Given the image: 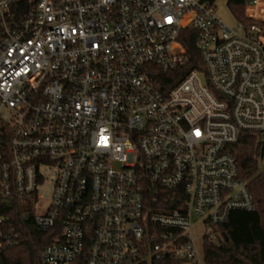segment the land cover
Here are the masks:
<instances>
[{
	"label": "built area",
	"instance_id": "obj_1",
	"mask_svg": "<svg viewBox=\"0 0 264 264\" xmlns=\"http://www.w3.org/2000/svg\"><path fill=\"white\" fill-rule=\"evenodd\" d=\"M242 1L264 21V0ZM217 2L0 0V250L16 201L62 225L43 264H201L195 226L217 241L255 209L231 146L264 142V29ZM187 28L203 69L183 70Z\"/></svg>",
	"mask_w": 264,
	"mask_h": 264
},
{
	"label": "trees",
	"instance_id": "obj_2",
	"mask_svg": "<svg viewBox=\"0 0 264 264\" xmlns=\"http://www.w3.org/2000/svg\"><path fill=\"white\" fill-rule=\"evenodd\" d=\"M236 18L248 25L256 24L264 29V21L251 18L246 13L242 0H227ZM197 31L183 30L181 42L189 61L183 70L203 69V61L196 45ZM174 79H178V76ZM239 169V178L244 180L255 202L254 210H233L228 220L211 226L217 241L208 235L203 238V261L206 264H264V171L259 170V158L264 157V142L244 134L231 146ZM167 194V193H165ZM151 192L147 205L156 208ZM7 227L17 234L15 241L0 250V264H43L39 250L62 237L61 224L48 231L39 229L33 211L21 201L10 209ZM171 257L148 260L144 264H182Z\"/></svg>",
	"mask_w": 264,
	"mask_h": 264
},
{
	"label": "rangeland",
	"instance_id": "obj_3",
	"mask_svg": "<svg viewBox=\"0 0 264 264\" xmlns=\"http://www.w3.org/2000/svg\"><path fill=\"white\" fill-rule=\"evenodd\" d=\"M250 13L252 14V12ZM216 14L218 15V17L222 19V21H224L230 27L234 28L237 26V18L235 14L233 13V11L231 10L230 6L228 5L227 0H218ZM259 15L264 16V5L263 7L259 8ZM259 170L264 171V157L259 158ZM46 203H47V200L42 201L37 208H35L34 204L31 203L30 201H25L23 204L27 206L28 208H31L33 213L38 214L44 209ZM195 233L197 237H199V245H200L201 255L203 258V238H202L203 229L200 225L195 226ZM182 264H188V263L184 262ZM201 264H206L203 261V259H202Z\"/></svg>",
	"mask_w": 264,
	"mask_h": 264
},
{
	"label": "crops",
	"instance_id": "obj_4",
	"mask_svg": "<svg viewBox=\"0 0 264 264\" xmlns=\"http://www.w3.org/2000/svg\"><path fill=\"white\" fill-rule=\"evenodd\" d=\"M189 264V263H188Z\"/></svg>",
	"mask_w": 264,
	"mask_h": 264
}]
</instances>
